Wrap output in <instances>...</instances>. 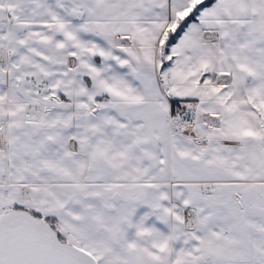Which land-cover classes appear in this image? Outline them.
<instances>
[{"label": "snow or ice", "instance_id": "obj_1", "mask_svg": "<svg viewBox=\"0 0 264 264\" xmlns=\"http://www.w3.org/2000/svg\"><path fill=\"white\" fill-rule=\"evenodd\" d=\"M0 264H264V0H0Z\"/></svg>", "mask_w": 264, "mask_h": 264}]
</instances>
